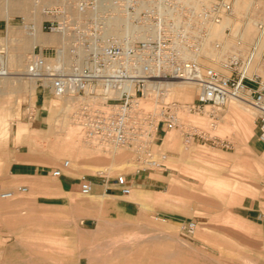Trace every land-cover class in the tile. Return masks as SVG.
Wrapping results in <instances>:
<instances>
[{
    "label": "rangeland",
    "instance_id": "obj_1",
    "mask_svg": "<svg viewBox=\"0 0 264 264\" xmlns=\"http://www.w3.org/2000/svg\"><path fill=\"white\" fill-rule=\"evenodd\" d=\"M31 1L9 0L8 5L0 0V22H8V35L3 29L0 43H11L13 71L0 83V191L14 188L6 183L11 162L16 170L17 153L40 167L59 166L69 158L91 176L100 170L110 175L123 172L135 182L131 193L119 200L91 201L76 189V178L70 174L53 176L38 169L44 175L25 184L26 191L0 197V264H236L251 258L253 227L264 223V142L257 134L256 109L244 99L237 101L238 106L230 99L218 110V117H212L209 108L185 114L217 141L194 138L186 142L181 129L173 127L165 136L160 133L153 145L154 150L168 153L166 167L135 174L131 151L105 150L84 140L68 123V116H60L56 97L47 95L48 111L41 121L26 116L35 89L28 78L16 73L24 66L22 48L13 38L28 41L26 50L31 46L28 32L18 21ZM232 2L234 14L223 22L252 41L255 22L264 15V0ZM42 18L38 11L36 22L40 24ZM225 27L212 38L231 45L234 38ZM41 36L58 37L52 32ZM208 49L213 50L210 44ZM190 91L187 95L174 92L172 97L191 101L195 87ZM19 122L27 129L17 138ZM6 124L9 132L3 128ZM208 175L230 186L213 189L206 183ZM64 187L71 192L69 197L59 196ZM83 215L90 218L81 223ZM190 223L194 224L191 231Z\"/></svg>",
    "mask_w": 264,
    "mask_h": 264
},
{
    "label": "built area",
    "instance_id": "obj_2",
    "mask_svg": "<svg viewBox=\"0 0 264 264\" xmlns=\"http://www.w3.org/2000/svg\"><path fill=\"white\" fill-rule=\"evenodd\" d=\"M43 18L19 15L28 33L52 32L59 40L35 43L24 57L23 74L35 93L52 95L60 116H68L76 133L105 150L128 149L135 174L166 167L168 153L154 150L159 134L181 129L186 142L212 139L190 112L209 108L212 117L232 98L256 109L257 134L264 142V15L256 20V35L246 41L240 29L225 27L233 43L212 38V29L234 14L232 0H208L196 6L182 0H32ZM8 22L5 33L8 35ZM18 42V38H13ZM210 44L213 50L208 49ZM11 43H0V83L9 75ZM213 60L218 65L206 61ZM190 81L196 89L191 101L172 97L171 84ZM35 101L26 106L34 119ZM71 164L64 158L51 169L60 176ZM90 174L78 178L79 190L93 191ZM95 177L121 194L133 189L128 173ZM26 185L0 191L11 198ZM193 223L187 227L193 230Z\"/></svg>",
    "mask_w": 264,
    "mask_h": 264
},
{
    "label": "crops",
    "instance_id": "obj_3",
    "mask_svg": "<svg viewBox=\"0 0 264 264\" xmlns=\"http://www.w3.org/2000/svg\"><path fill=\"white\" fill-rule=\"evenodd\" d=\"M5 24L4 22H0V32L4 29ZM4 84V83H3ZM4 87L6 86L3 85ZM47 95H41L40 93H35V99L34 101L38 105V110L36 113L34 121H41L44 117L45 111H48L47 108ZM23 124V125H20ZM7 126V124H6ZM4 128L7 132H9V128ZM27 129L26 124L23 122H19L18 125L15 127V136L19 138L23 132ZM20 155V159H17L15 161L16 170H14V164L11 162L9 164V171H10V178L7 181V188L15 187L17 185H25V184H31L37 180V178L40 175H44L43 173H39L38 169L47 170L49 174L51 173V169L54 167H57L55 165L48 164L46 167H40L38 163H32V161L29 160L27 155H23L22 153H17ZM70 170H67L69 169ZM85 172H81L80 169L77 167V165H74L72 162L70 166L66 169H64L63 174H70L74 178H76V189L79 188V182L78 178L81 174H84ZM13 174H15V178L13 177ZM61 176V175H60ZM94 179V186L93 191L90 194H87L86 196H90L91 201L100 200L109 202L114 200H119L122 195L118 189L115 187H109L106 189V185L99 179V177H92ZM206 183L209 187L223 191L226 190L230 186V182L225 181L224 179H221L219 177H216L214 175H208L206 178ZM135 180L132 179V183L134 184ZM27 186V185H26ZM28 188V186H27ZM96 190H100V192H96ZM95 191V192H94ZM60 195L63 197H69L70 191L66 190V188H60ZM143 195V193H140ZM84 195V194H83ZM87 218H90L88 215L81 216L80 222L83 223L87 220ZM264 222V220H263ZM255 228L254 231V240L252 244L253 253L251 258L246 256L244 261H236V264H264V223L262 227H253Z\"/></svg>",
    "mask_w": 264,
    "mask_h": 264
},
{
    "label": "bare ground",
    "instance_id": "obj_4",
    "mask_svg": "<svg viewBox=\"0 0 264 264\" xmlns=\"http://www.w3.org/2000/svg\"><path fill=\"white\" fill-rule=\"evenodd\" d=\"M45 3H50L51 1H47V0H43ZM182 1H184V2H187V3H191V4H194V5H196V6H201V5H203L204 3H206L204 0H192V1H190V0H182ZM196 2V3H195ZM7 3H8V5H9V0H7ZM37 12H38V8L36 7V6H34L33 5V3L31 2V4H30V7L26 10V12H25V14L27 15V16H31L32 18H36V14H37ZM226 19H229V18H226ZM226 26V24L222 21L221 23H219V24H217V25H215L214 27H213V29H212V33L215 35V34H218V33H220L221 32V30H222V28H224ZM42 35V32H40L39 30H36V31H34V32H32V33H28V35L26 36V37H30L31 38V40H32V43H31V46L26 50V48H27V44H28V41H23L22 42V38H18V42H17V48L18 49H20V47L22 48V49H20V54H21V57H22V65L24 66V64H25V59H24V55L26 54H24V50H25V52H28L29 50H31V48L33 47V45L35 44V43H42V44H50V43H54V42H56V41H58L59 40V38L58 37H56L55 39H50V38H46V37H44V36H41ZM22 43V44H21ZM20 44H21V46H20ZM17 74H19L20 76H22V77H25L26 78V76L23 74V72L22 71H20V70H17V72H16ZM10 74H13V71L10 73ZM9 74V75H10ZM9 75H7V76H9ZM7 76H5V77H7ZM4 78V77H3ZM185 83H189L188 85H189V87H188V85L186 86V84ZM192 86H193V84H191V82L190 81H187V80H176V81H173L172 82V84H171V88H170V91L172 92V93H174V92H178L179 94H189L191 91H190V87L192 88ZM233 100H231L230 101V103H232L233 105H235V106H238V102L237 101H240V99L241 98H232ZM234 99H237V100H234ZM242 100V99H241ZM243 109H245L247 112H249L250 110H249V108H247L246 106H243V105H240ZM70 125H73V124H71L70 122H68ZM6 127H8V126H6ZM73 127H75L74 125H73ZM75 130H76V127H75Z\"/></svg>",
    "mask_w": 264,
    "mask_h": 264
}]
</instances>
